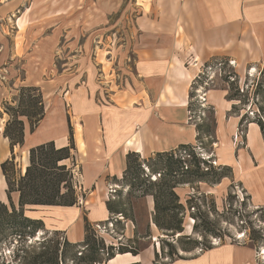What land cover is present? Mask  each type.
Instances as JSON below:
<instances>
[{
	"label": "rangeland",
	"instance_id": "obj_1",
	"mask_svg": "<svg viewBox=\"0 0 264 264\" xmlns=\"http://www.w3.org/2000/svg\"><path fill=\"white\" fill-rule=\"evenodd\" d=\"M182 1L0 0V141L8 119L13 117L15 111H24L27 114L21 116L25 121L24 144L15 146L17 150H14L18 167L23 173L31 147L63 134L69 138L70 130L75 139V132L82 131L87 121L86 113L97 111L109 100L111 92L131 87L136 70L135 48L160 44L163 38L155 36V33L170 32L183 42L184 31H180L183 23L179 18ZM213 1L219 3L221 21L229 13L235 15L236 19L249 15L253 20H264V0ZM208 10L211 11L207 8L200 11L206 20L210 17ZM165 17L171 20H164ZM244 38V32L237 29L236 43H242ZM194 59L195 55L190 56L185 65L191 66ZM252 59L241 65L235 57L226 55L208 58L207 61L211 63L228 64L221 72L202 76L205 83L202 82L204 88L201 91L208 92L207 102H197L196 96L202 93L198 91L196 95L197 84L194 80L191 82L189 94L194 97L188 105V120L196 126L197 133L195 141L189 143L190 150L195 148V153H199L196 158L201 160L203 169H207L202 162V159H206L209 162L207 166L218 170L200 173V177L189 173L169 177L168 183L173 185L169 191L178 195V199L169 196L170 205L181 203L182 206L175 211L179 210L183 215V231L171 232L155 224L154 197L143 194V191L150 181L161 178L155 169L165 168L166 164L158 162L156 156L148 161L141 157L144 163L142 168H138L140 177L135 178L137 186L130 188L124 180H117L114 183L118 185L114 197L108 189L107 202L111 201L114 205L109 215L117 221L114 220L113 225L108 223L109 218L92 222L94 234L105 242L106 247L112 246L115 251L119 247L137 251L136 255L140 254V257L132 264H190L192 259L209 249L234 245L242 251L237 253L235 264H241L243 257L249 259L244 260L243 264H264V209L257 210L248 191L235 179L232 166L220 163L219 157L214 155L218 148H221L220 153H225L244 147L248 121L258 118L257 108L264 106V57L261 60ZM201 63L200 60L195 61L194 68L198 69ZM211 91L231 103L226 111L228 123L232 118L240 117L235 133L230 129L225 133L221 130L217 119L219 109L211 101ZM42 107V119L33 123L39 117L34 113ZM258 136L255 146L262 141V137ZM77 137L83 148L84 141L80 135ZM4 138L6 140L7 137ZM78 158L82 162V155L78 154ZM176 158L187 160L190 165L193 154L190 156L178 151L174 155ZM213 160L217 161L216 165L212 163ZM82 171L77 167L74 173V188L79 194V203H83L89 193L82 183ZM222 172L228 176L220 177ZM249 177L252 194L264 203V166L253 171ZM259 177L263 180L262 184ZM217 179L220 181L217 182ZM82 212L84 220H88L87 208L84 207ZM152 222L156 225L155 231ZM98 224L102 229L97 228ZM214 234L220 236L215 237ZM253 235L255 239L251 238ZM65 238L67 236L63 231L42 230L32 242L37 245L46 241L49 250L59 247L61 252ZM195 241L199 247L190 251L183 249L191 248ZM78 249L82 250L83 247ZM248 250L249 258L245 254ZM6 251L9 252L7 247ZM76 251V248H71L66 259H59V263H79L74 255ZM12 253L8 254L6 264L16 262ZM103 256L106 257V254Z\"/></svg>",
	"mask_w": 264,
	"mask_h": 264
},
{
	"label": "crops",
	"instance_id": "obj_2",
	"mask_svg": "<svg viewBox=\"0 0 264 264\" xmlns=\"http://www.w3.org/2000/svg\"><path fill=\"white\" fill-rule=\"evenodd\" d=\"M218 6L219 3L213 0H183L179 16L183 23H180V31H184L183 42L170 32L155 33V36L163 38L160 44H145L135 48L136 70L131 87L111 92L109 100L97 111L85 114L87 121L84 128L75 132L74 139L77 167L83 170L82 183L89 190L85 199H82L85 203L78 202L73 206L27 205L25 212L28 216L42 219L48 230L65 232L67 239L73 243L81 242L85 237L84 207L87 208L91 223L110 218L106 203L108 186L123 177L130 151L146 158L195 141L196 126L188 120L190 85L199 69L194 68V62L200 60L203 64L204 61L209 62L207 59L211 56L226 55L235 57L243 65L252 58L261 60L264 57V20H253L249 15L237 20L235 15L229 13L227 18H223V15L221 21ZM201 8L211 10H208V20L200 12ZM166 19L171 20L170 17ZM237 29L245 35L242 43L239 42L241 46L236 43ZM194 55L192 65L186 66V60ZM210 96L211 101L218 106L217 119L223 133L229 129L235 133L240 117H234L228 123L226 111L231 103L216 92L211 91ZM78 135L84 141L83 148L78 143ZM258 135L262 141L255 146ZM51 140L57 147L70 142L66 134ZM217 146L220 147V144ZM220 149L214 153L220 163L230 164L235 179L248 191L257 207L264 206L252 194L249 184L250 174L264 166V136L260 125L257 122L249 123L244 147L232 151L228 149L229 152L225 153H220ZM14 150L16 152L17 147ZM11 152L9 141L1 133L0 158L3 153L6 154L0 160V200L5 202H8L7 182L1 163ZM78 154L82 155V162ZM258 180L262 184V178ZM149 203L152 204V201ZM152 226L155 231L156 225L153 223ZM238 252L242 251L234 245H224L205 251L192 259L190 264H235ZM245 254L247 258L251 256L249 250ZM139 257L140 254H118L104 264H132ZM244 260L249 259L243 257L241 264Z\"/></svg>",
	"mask_w": 264,
	"mask_h": 264
},
{
	"label": "trees",
	"instance_id": "obj_3",
	"mask_svg": "<svg viewBox=\"0 0 264 264\" xmlns=\"http://www.w3.org/2000/svg\"><path fill=\"white\" fill-rule=\"evenodd\" d=\"M206 64H211V62H206ZM227 64L228 62L222 64L224 69ZM192 97L190 95L191 100ZM230 99H235V97H231ZM258 108L264 116V106H259ZM43 111L44 108L42 107L40 111L34 113V116L38 115L39 117L33 123L42 119ZM13 114V117L8 119L4 128V136L9 139L12 152L11 156L1 163L2 172L7 182L6 191L8 202L0 200V264L7 263L6 259H8V254H11V252H13V256L11 255L12 258L16 260L14 264H60L59 259H66L67 253L71 248L77 249L74 253L79 261L77 264L102 263L110 260L117 253L132 252L136 255L138 253L137 251L135 252L125 247H119L116 251L112 246L106 247L105 242L99 240L94 234V227L92 228V223L87 218H85V237L83 241L73 243L65 238L63 241L64 247L61 252L59 247L49 250L45 243L46 241L33 245L32 239L36 237L39 231L46 230L47 232L49 230L45 228L42 219H36L26 215L25 207L27 205L73 206L79 202V194L74 188V173L78 166L75 153L76 145L72 130H70V142L68 145L57 147L55 142L51 140L31 147L29 149V161L23 173L22 169L20 170L18 167L14 147L17 145L23 146L24 144L25 121L21 116H27V114L21 110H17ZM244 118L243 116L242 119ZM242 119L239 126L242 123ZM251 122H257L260 125L264 136V119L258 116V118L249 120L248 124ZM190 149L191 144H181L176 149L160 151L148 158H143L148 161L156 156L158 162H164L166 164L165 168H159L160 170L155 169L159 172L161 178L150 181V185L143 191V194H151L154 197V221L160 229L181 232L184 228L183 215H180L179 210V212L175 211L177 207L182 206L181 203L170 205L171 200L169 196L178 199V195L169 191L173 186L168 183L169 177L185 173L200 177V173L207 174L208 171L218 170L215 167L207 166L209 162L206 159H202V162L206 164L207 168L203 169L200 165L201 160L196 158L199 153H195V148H193V151ZM178 151L188 153L190 156L193 154V158L190 161L191 167L186 162L187 160L174 159V155ZM141 159L140 153L130 151L127 154V167L123 177L118 180H124L130 188L137 186L138 182L135 178L140 177L138 168H142V163H144V160L142 162ZM227 167L230 168L229 166ZM225 176L228 175L223 172L220 174V177ZM219 181L217 179V182ZM151 187H154V189L151 190ZM107 207L110 212L114 209L111 201L107 202ZM263 209L264 206L257 208L258 211H262ZM116 211L117 213H123L121 210ZM110 220L111 217L108 221ZM218 236L220 235H215V237ZM251 238L255 239L256 237L253 235ZM6 247L9 252L6 251ZM79 247H83V249L79 250ZM194 247H199L196 241L191 248L183 247V249L190 251ZM208 247L205 246V248ZM103 254H106V257Z\"/></svg>",
	"mask_w": 264,
	"mask_h": 264
},
{
	"label": "built area",
	"instance_id": "obj_4",
	"mask_svg": "<svg viewBox=\"0 0 264 264\" xmlns=\"http://www.w3.org/2000/svg\"><path fill=\"white\" fill-rule=\"evenodd\" d=\"M230 62H231V64L233 63L234 64V61L232 62V60H230ZM223 63H221V62H219V63H217V64H206V63H203V64H201L200 66H199V69L198 70H200L199 72V74L193 79L194 80V83L195 84H197V87L198 88H196V92H197V94L196 95H198V91H201L204 87H203V83H205V82H203V78H202V76L204 75V74H207V73H212V72H216V71H222L224 68H223V65H222ZM215 67V68H214ZM202 74V75H201ZM209 77V76H208ZM213 78V77H212ZM197 79V80H196ZM203 82V83H202ZM201 93L202 94H200L199 96H196L195 95V93H194V95L196 96V98H198V100H197V102H207V94H208V92H206V90H204V91H201ZM194 97V96H193ZM193 97H192V100H193ZM257 112L259 113V116H261L263 119H264V116L261 114V112H260V110H259V108H257ZM191 118V117H190ZM205 158V157H204ZM212 163L213 164H217V161L216 160H213L212 161ZM116 187H118V185L117 184H110L109 186H108V189H109V194L112 196V197H114V193H116L117 192V189H116ZM120 219V218H119ZM114 220L115 221H117V219H115V218H113V219H111L108 223L110 224V225H113L114 224ZM97 228L98 229H102V227H101V225L100 224H98L97 225Z\"/></svg>",
	"mask_w": 264,
	"mask_h": 264
}]
</instances>
